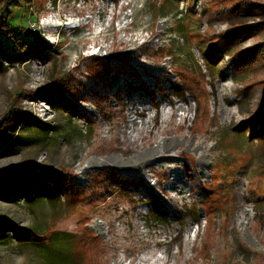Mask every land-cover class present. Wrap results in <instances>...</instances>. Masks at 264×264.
<instances>
[{
	"label": "rangeland",
	"instance_id": "obj_1",
	"mask_svg": "<svg viewBox=\"0 0 264 264\" xmlns=\"http://www.w3.org/2000/svg\"><path fill=\"white\" fill-rule=\"evenodd\" d=\"M7 10L0 173L40 187L0 183V264H264V0Z\"/></svg>",
	"mask_w": 264,
	"mask_h": 264
},
{
	"label": "trees",
	"instance_id": "obj_2",
	"mask_svg": "<svg viewBox=\"0 0 264 264\" xmlns=\"http://www.w3.org/2000/svg\"><path fill=\"white\" fill-rule=\"evenodd\" d=\"M10 2H11V0H0V28L6 27L2 20H3L4 15H7V12H8L7 7L10 5ZM35 39H37L36 35H35ZM34 44L36 45V42ZM0 50L4 52V46L1 42H0ZM57 86H58V83L54 82L53 87L56 88ZM24 95L25 94L23 92H21L16 97H14L11 101L10 107L7 110V112L3 116L0 117V133L2 132V130L4 128H6L7 124H9V125L14 124L20 118V116L16 113L17 107H15V106H16L17 102H19ZM140 111L141 110H137L133 113L134 114H136V113L141 114ZM144 112L145 111H143V113ZM5 123H6V125H5ZM38 169H39V167L37 164L15 166L14 168H12L9 171H5V172L0 173V183L13 175L16 179H22V180L27 179L29 182L32 180L34 183L37 184V185L34 184L35 186L40 187V182L38 180L39 175L37 174ZM49 172L50 173L51 172L56 173L57 176H59L57 178L64 179L63 175H65V173L55 172V171H49ZM151 219H153L151 221V223H158L159 221H161V219H159L158 217H153ZM1 224H2V222L0 221V225Z\"/></svg>",
	"mask_w": 264,
	"mask_h": 264
},
{
	"label": "built area",
	"instance_id": "obj_3",
	"mask_svg": "<svg viewBox=\"0 0 264 264\" xmlns=\"http://www.w3.org/2000/svg\"><path fill=\"white\" fill-rule=\"evenodd\" d=\"M31 27L35 29L34 25H31ZM40 82V79H36L29 85V87L31 89H35L40 84ZM23 108L27 111L30 121L40 120L46 123L53 120L55 116V112L51 106L47 102L41 101L39 99L25 101Z\"/></svg>",
	"mask_w": 264,
	"mask_h": 264
},
{
	"label": "bare ground",
	"instance_id": "obj_4",
	"mask_svg": "<svg viewBox=\"0 0 264 264\" xmlns=\"http://www.w3.org/2000/svg\"><path fill=\"white\" fill-rule=\"evenodd\" d=\"M82 3V2H81ZM57 14V13H56ZM44 24L46 25V26H50L51 27V25H52V20L51 19H47L45 22H44ZM56 24V23H55ZM44 25V26H45ZM130 26V25H129Z\"/></svg>",
	"mask_w": 264,
	"mask_h": 264
}]
</instances>
